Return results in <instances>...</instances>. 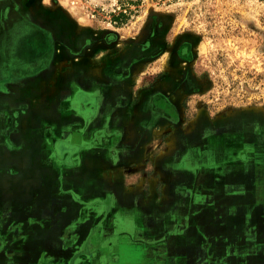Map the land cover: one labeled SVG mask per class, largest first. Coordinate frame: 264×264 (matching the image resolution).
I'll use <instances>...</instances> for the list:
<instances>
[{"label":"crops","instance_id":"crops-1","mask_svg":"<svg viewBox=\"0 0 264 264\" xmlns=\"http://www.w3.org/2000/svg\"><path fill=\"white\" fill-rule=\"evenodd\" d=\"M44 1L0 0V264L171 261L222 201L264 245V168L217 161L240 145L227 125L206 140L217 126L190 124L172 84Z\"/></svg>","mask_w":264,"mask_h":264},{"label":"rangeland","instance_id":"rangeland-1","mask_svg":"<svg viewBox=\"0 0 264 264\" xmlns=\"http://www.w3.org/2000/svg\"><path fill=\"white\" fill-rule=\"evenodd\" d=\"M44 2L52 11L58 9L81 26L102 30L118 41L122 58L142 63L148 84H172L170 92L184 96L185 119L196 117L190 124L217 126L207 129L206 140L213 141L210 133L227 125L230 132L221 137L232 134L233 143L240 145L230 147L228 156L217 157L218 162L233 157L240 165L263 172L264 0ZM118 14L124 17L114 22L113 16ZM222 203L217 216L207 211L198 218V227H192L193 223L175 240L171 246L174 260L167 261L166 248H158L156 252L164 258L159 264H264V245L259 242L254 248L244 242L246 231L253 235L254 229L222 225L230 215L229 202ZM215 225H219L217 236L210 230ZM248 246L254 250L252 254H247ZM112 249L126 252L121 247ZM99 250L95 245L94 252ZM142 252L151 253L150 249ZM183 256L188 259L184 261ZM118 264L129 263L120 259Z\"/></svg>","mask_w":264,"mask_h":264},{"label":"trees","instance_id":"trees-1","mask_svg":"<svg viewBox=\"0 0 264 264\" xmlns=\"http://www.w3.org/2000/svg\"><path fill=\"white\" fill-rule=\"evenodd\" d=\"M124 16L118 14L117 16H113L114 22H121ZM185 108V107H184ZM187 119V118H186Z\"/></svg>","mask_w":264,"mask_h":264},{"label":"water","instance_id":"water-1","mask_svg":"<svg viewBox=\"0 0 264 264\" xmlns=\"http://www.w3.org/2000/svg\"><path fill=\"white\" fill-rule=\"evenodd\" d=\"M68 147H69V149H71V148H72L70 145H69Z\"/></svg>","mask_w":264,"mask_h":264}]
</instances>
